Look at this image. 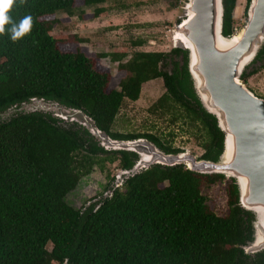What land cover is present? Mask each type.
<instances>
[{
	"label": "trees",
	"instance_id": "1",
	"mask_svg": "<svg viewBox=\"0 0 264 264\" xmlns=\"http://www.w3.org/2000/svg\"><path fill=\"white\" fill-rule=\"evenodd\" d=\"M74 1L14 0L8 15L17 24L31 16L32 27L16 41L10 25L0 34V114L34 98L53 101L83 112L110 139H145L164 154H176L171 140L112 130L122 102L136 101L140 86L159 78L164 92L148 112L193 129L202 150L198 159L216 162L223 135L193 92L187 52L100 54L124 73L117 89H109V74L97 71L94 60L79 50L60 52L51 35L55 20L46 17L72 15ZM234 3L222 0L224 37L233 35ZM249 66L240 75L243 84L264 69V43ZM136 159L132 152L104 150L81 126L49 114L0 119V264H264V252L243 251L252 241V217L238 205L233 180L225 186L227 213L216 216L207 207L201 187L224 181L219 174L152 165L81 210L67 203L93 168L116 163L129 170Z\"/></svg>",
	"mask_w": 264,
	"mask_h": 264
},
{
	"label": "water",
	"instance_id": "2",
	"mask_svg": "<svg viewBox=\"0 0 264 264\" xmlns=\"http://www.w3.org/2000/svg\"><path fill=\"white\" fill-rule=\"evenodd\" d=\"M184 8L185 18L174 33L187 45L176 43L187 52V71L197 100L214 117L223 135L222 152L216 162L181 152L164 154L145 139H110L83 112L43 99L13 106L0 114V119L11 114H49L63 123L81 126L104 150L134 153L135 163L120 172L115 187L152 165H182L194 173L219 174L233 180L238 205L252 217V241L243 251L264 252V99L253 95L240 80L264 43V0H249L246 21L236 37L221 33L222 0H187Z\"/></svg>",
	"mask_w": 264,
	"mask_h": 264
},
{
	"label": "rangeland",
	"instance_id": "3",
	"mask_svg": "<svg viewBox=\"0 0 264 264\" xmlns=\"http://www.w3.org/2000/svg\"><path fill=\"white\" fill-rule=\"evenodd\" d=\"M187 0H103L94 6H84L83 0H75L70 16L60 13L46 17L55 20L51 35L57 37V49L62 53L79 50L87 58L95 61V69L110 76L108 88L117 89L124 73L116 62L100 54L133 52L168 53L180 47L172 37L179 22L185 18ZM94 9L101 10L94 17ZM246 0H235L231 13L233 35H237L246 21ZM140 42L139 45H133ZM251 66H247L249 70ZM253 95L264 98V69L252 75L243 84ZM164 92L161 79H154L140 86L136 101L124 100L115 117L113 131L119 133H149L171 140V146L181 153L193 155L196 159L202 150L192 134L194 130L181 127L179 122L170 123L169 115L150 114L148 109ZM172 134V138L168 134ZM121 170L116 163L105 164L103 171L93 168L82 178L67 197V203L81 210L89 203L107 195L114 188ZM224 178V177H223ZM118 180L117 183H120ZM224 181L201 187L207 207L216 215L227 213ZM50 249V245H47Z\"/></svg>",
	"mask_w": 264,
	"mask_h": 264
},
{
	"label": "clouds",
	"instance_id": "4",
	"mask_svg": "<svg viewBox=\"0 0 264 264\" xmlns=\"http://www.w3.org/2000/svg\"><path fill=\"white\" fill-rule=\"evenodd\" d=\"M25 0H19V4L23 5ZM14 4V0H0V34L5 33V26L10 25L8 31L11 33V39H17L28 33L32 27V17H24L18 24L13 22L8 15Z\"/></svg>",
	"mask_w": 264,
	"mask_h": 264
},
{
	"label": "bare ground",
	"instance_id": "5",
	"mask_svg": "<svg viewBox=\"0 0 264 264\" xmlns=\"http://www.w3.org/2000/svg\"><path fill=\"white\" fill-rule=\"evenodd\" d=\"M234 37H236V35ZM172 40H173L174 43L182 42L185 46L187 45V42L183 39V37L178 35V34H175L172 37Z\"/></svg>",
	"mask_w": 264,
	"mask_h": 264
}]
</instances>
